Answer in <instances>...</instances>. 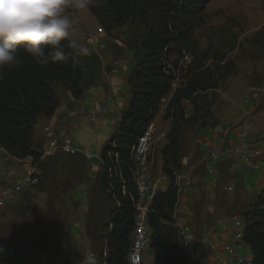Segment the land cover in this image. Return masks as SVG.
Wrapping results in <instances>:
<instances>
[{
	"label": "trees",
	"instance_id": "obj_1",
	"mask_svg": "<svg viewBox=\"0 0 264 264\" xmlns=\"http://www.w3.org/2000/svg\"><path fill=\"white\" fill-rule=\"evenodd\" d=\"M211 1L102 0L99 6L88 8L108 39H117L113 36L116 30L127 29L124 48L114 42L111 47L119 56L132 52L134 61L127 80L129 99L100 152L99 170L90 187V208L83 222L98 264H129L138 201L132 148L153 124L165 99L163 120L169 122V128L166 144L160 150V169L170 185L156 193L146 214L153 264H206L186 244L177 226L176 209L181 191L177 177L189 153L188 135L217 126L212 113L215 92L235 71L228 57L232 50L220 45L202 49L194 37L205 22ZM64 43L68 45L70 40ZM254 43L257 54L253 60H257L264 55V27L257 32ZM66 52L70 54L66 63L41 67L21 46L18 55L22 64L4 68L5 78L0 81V149L14 160H30L38 180L10 204L0 207L12 215L10 222H0V242L11 237L28 239L34 248L28 250L33 260L42 255L39 248L46 250L50 258L62 251L64 199L68 191L87 179L88 162L83 155L42 157L44 138H36L37 121L54 114L63 93L79 100L87 90L101 85L98 54L87 50V55H76L70 47ZM186 54L190 56L187 64L182 63ZM186 104L192 109L190 116L186 115ZM37 194L46 197L40 213L33 207ZM237 213L236 219L244 226L243 242L251 253V264H264V184ZM3 216L0 213V218ZM39 228L42 232L36 233L34 230Z\"/></svg>",
	"mask_w": 264,
	"mask_h": 264
},
{
	"label": "crops",
	"instance_id": "obj_2",
	"mask_svg": "<svg viewBox=\"0 0 264 264\" xmlns=\"http://www.w3.org/2000/svg\"><path fill=\"white\" fill-rule=\"evenodd\" d=\"M95 31L91 32L93 35L88 37L84 44L81 43V39L78 44L98 54L102 64L101 85L90 88L82 99L73 102L70 101L71 96L69 93H63L54 114L48 119H39L35 126L37 139L43 140V127L45 130H52V127L55 130L64 129L72 138L75 149L74 155H92L91 162L87 163V183L92 181L93 176L98 172L102 147L114 133L118 124L122 111L118 110L115 104L121 102L123 106L127 105L129 99L127 80L134 64L132 52L125 51L120 56L114 52V47H111L113 42L118 48H124V45L117 40L105 39L106 49L99 52L97 43L102 41V38L95 37ZM115 60L120 61L118 62L117 71L112 73L109 69ZM163 102L165 103V100ZM91 106L106 108V115L100 117L94 123L84 120L82 114L85 109ZM247 112L243 113L245 117L246 114L248 115ZM191 114L192 109L190 105H187L186 115L190 116ZM230 114H226L223 110L220 117H218L222 120V123L213 129L199 130L191 140L188 156L183 160L182 173L189 174L191 177L187 164L196 153L202 154L199 163H203L205 168L208 151H221L224 154V158L212 166L217 181L215 183L212 182L211 177L206 174V170L205 175L200 180H198L199 178L191 177L196 188L195 195L185 193L184 178L181 177L180 181H178L179 188H182L177 206L178 215L180 216L182 211L191 210L193 212V217L185 218L184 221V226L189 227L194 236V241L188 243V245L196 254L206 253L207 258L205 260H207L208 264H217V260L228 261L225 249L231 244L233 221L239 220L236 219L238 218L236 217L238 216L237 212L259 193L264 184V157L261 156L259 160L260 168L252 171L247 170L238 154L232 151V146L237 142L235 128L248 120L246 118L240 120L242 114L239 117ZM168 124L169 122H167ZM254 132H251L247 138L252 145L259 142L258 133L257 131ZM149 161L152 165L151 155L149 156ZM15 162L20 166L19 161L15 160ZM196 163L194 161V165ZM14 165V161L10 160V157L0 149V190L6 183L13 182V179H7V174L9 168ZM80 191V193H83L84 188H80ZM212 216H215V218L213 219ZM82 226L83 224H81L79 230L71 227L69 237L64 238L61 243V250L70 254L72 264H78L83 259V256L78 259L76 251L77 244L81 241L80 233L84 230ZM75 235L77 236L76 239H74ZM182 235L186 241V235L183 233ZM200 240H203V242L201 243ZM153 257L154 252L146 249L142 256L143 264H151ZM36 260L21 258V260H16L12 264H31V262H36ZM0 261H2L0 263L6 262V257L2 251H0ZM233 263L229 262V264Z\"/></svg>",
	"mask_w": 264,
	"mask_h": 264
},
{
	"label": "rangeland",
	"instance_id": "obj_3",
	"mask_svg": "<svg viewBox=\"0 0 264 264\" xmlns=\"http://www.w3.org/2000/svg\"><path fill=\"white\" fill-rule=\"evenodd\" d=\"M66 11L75 21L72 29V36L69 40H75L79 43L81 39V43L84 44L87 38L93 35L91 32L100 27L99 24L88 9L75 10L69 8ZM262 27H264V0H212L205 11V22L201 27L196 29L194 37L202 49L208 46L216 47L220 45L225 50H232L229 52L228 57L234 63L235 71L220 83L219 89L215 92L216 103L212 108V113L217 121V125L222 123V120L218 117H220L223 110L226 114L231 113L230 115H234L235 117H239V115L242 114L240 120L246 118L252 125L251 132L255 133L254 131H257L259 142H256L257 144L253 146H256L261 152V156L264 157V55L257 60H253L257 54V51H253L255 44L254 39L257 32ZM127 33L128 31L124 27L116 30L113 36L118 39L115 40L122 43L127 37ZM103 39L105 43V39L107 40L108 37L106 36ZM116 61L120 60H115V62ZM182 63L187 64V57H184ZM109 71H112V66H110ZM165 101H167V99H165ZM165 103L163 104L164 106ZM163 105L160 107L159 114L152 124L157 131L163 132L161 134H151L153 144L148 152V157L149 155L152 157L154 178L159 181V191H165L170 185L168 178L162 174L159 168V166H161L160 150L166 144L165 135L169 128V124L167 125V122L163 120ZM187 105L189 104H186V106ZM245 111H248L246 117L243 114ZM213 128L214 127H211L209 129ZM196 134L197 132L195 131L189 133L190 144L192 138H194ZM201 155L200 153H196L187 164L188 170L191 172V177L199 178L198 180L202 179L205 175L204 165L203 163H199L202 157ZM10 160H13L15 163L13 167L9 168L10 171L12 169L21 168L14 159L10 158ZM194 161L197 162L195 165ZM19 171L21 170L19 169ZM36 173L37 172H35V174ZM7 176V179H12L9 178L8 174ZM86 177H88V172L86 173ZM92 182L93 180L89 181V183L85 181L72 191H68L64 199L63 215L61 217L62 221L64 218L66 219L65 231L61 243L64 238L69 237V231L74 222L77 221L83 224L85 221L86 214L89 212L90 208V187ZM82 187L84 188V192L80 193V188ZM31 192L34 193V190H31ZM16 196L17 195H15L13 199ZM13 199L6 200V204H10V200ZM45 200L46 197L44 194H37L36 198L33 200V207L38 213L44 210ZM0 213L4 214V216L0 218L1 223L10 222L12 220V215L6 212L5 208L0 209ZM212 218L214 219L215 216H212ZM212 218L210 219L212 220ZM34 231L40 233L42 229L39 228ZM80 238L81 241L77 244L76 249L78 259H81L87 251H91L90 243L85 236L84 230L81 231ZM8 245H12V247L15 245L17 249L34 250L32 243L25 238L11 237L10 239H5L3 242H0V246H2L3 250L7 249ZM148 249L153 251L150 247ZM39 251L42 252L41 254L48 253L42 248H39ZM248 253L251 259V253ZM241 255H247L244 249L241 251ZM196 256L203 258L206 264H208L207 260H205L207 258L206 253L196 254ZM153 259L154 257L152 258L151 264H153ZM16 260H21V258L18 257ZM0 264H5V262ZM6 264L8 263L6 262Z\"/></svg>",
	"mask_w": 264,
	"mask_h": 264
},
{
	"label": "built area",
	"instance_id": "obj_4",
	"mask_svg": "<svg viewBox=\"0 0 264 264\" xmlns=\"http://www.w3.org/2000/svg\"><path fill=\"white\" fill-rule=\"evenodd\" d=\"M95 37L102 38V41L97 43V50L99 52L106 49V44L103 41V38L106 37L104 30L101 27H98L94 32ZM187 57V63L190 62V58L188 55H184ZM118 62L116 61L112 65V71L116 72L118 69ZM164 101V100H163ZM115 107L118 110L123 109V104L121 102H117ZM107 113L106 108H99L96 106H91L84 110L82 114V118L90 123L96 122L100 117L105 116ZM239 127V128H238ZM44 134V146L42 150V155L45 157H50L55 154H64V155H74L75 149L73 146V141L70 135L64 129L55 130L52 127V130H45L43 127L42 129ZM146 137L150 136L151 134H161L163 131L159 132L157 129L150 125L146 129ZM252 131V125L248 121L242 122L235 128V136L236 140H243V147H236V144L232 146L233 153H237L240 157L243 165L247 170L256 171L260 168L259 160L261 159V152L256 146H253L251 143L248 142V136ZM143 147H146V138L144 143H136V158H139L140 161V154ZM85 159L88 163L92 160V155L85 154ZM231 157V156H230ZM207 163L205 166L206 174L211 177L212 182H216L217 178L214 173L213 165L219 163L223 158L224 154L218 150H210L207 153ZM9 178L13 179L12 183H6V185L0 190V207L6 204V200L13 199L15 195L21 193L24 189L32 187L33 185L30 183V172L29 171H19V169H12L8 171ZM139 175L142 177V186H136L141 194L142 198L145 196V191L149 187L147 186V175L148 173H143L139 171ZM182 178H184V185H185V193H189L190 195L196 194V188L193 183L192 178L188 174L182 173ZM94 179V176H93ZM159 185V181H158ZM11 201V200H10ZM145 211H142L140 207L136 219H134V226H133V238L134 242L136 243V250L135 255H138L139 249L144 247H149L150 245V235H144L142 231V217L144 216ZM193 212L190 210L186 212H181L180 219H181V233L186 235L187 244L194 241V236L191 232L189 227L184 226L185 218H192ZM73 227L76 229L81 228L80 222H74ZM234 234H239V230H235V220L232 224V240L231 244L228 245L225 249L227 260H217V264H229V262H234L235 264H247V260L249 258L248 253V246L243 245L241 248H234L233 246V239ZM77 236H74L76 239ZM202 243L203 240H200ZM245 250L247 255L242 256L241 251ZM6 257V262L8 264H12L13 260H16L18 257L20 258H29V251L23 248L18 249H4L2 251ZM90 255L94 256V252L87 251L83 256V259L78 264H88V258ZM37 262H31V264H72L71 256L67 252L61 251L55 256L54 258H50L46 254H42L37 258ZM5 262V264H6Z\"/></svg>",
	"mask_w": 264,
	"mask_h": 264
},
{
	"label": "clouds",
	"instance_id": "obj_5",
	"mask_svg": "<svg viewBox=\"0 0 264 264\" xmlns=\"http://www.w3.org/2000/svg\"><path fill=\"white\" fill-rule=\"evenodd\" d=\"M101 3L102 0H0V81L5 78L4 68L22 64L18 55L21 46L41 67L66 63L70 58L66 47L76 55H87V49L75 40L64 43L72 36L75 22L66 10H86ZM88 264H97L93 255Z\"/></svg>",
	"mask_w": 264,
	"mask_h": 264
},
{
	"label": "bare ground",
	"instance_id": "obj_6",
	"mask_svg": "<svg viewBox=\"0 0 264 264\" xmlns=\"http://www.w3.org/2000/svg\"><path fill=\"white\" fill-rule=\"evenodd\" d=\"M70 101L73 102L75 100L71 98ZM145 138H146V147L142 148L141 154H140V161H139V158H136V150H135L136 143H144ZM150 141H151V135L146 137V132H145L136 141L134 147L132 148V158L136 165L135 181H136L137 186H142V177L141 175H139V171L143 173H148L147 186L149 188L146 189L145 196L143 198L138 190V201L136 205V214H135V219H136V216H137V213L140 207L142 208V211H145L144 216L142 217V231L144 235H150V232L146 224V214L148 212V208H149V205L152 199L154 198L156 193L159 191L158 181L154 178L152 165L148 161V152H149V149H151ZM236 147H243V140H237ZM42 157H45V155H42ZM19 164L21 166V169H20L21 171L30 172V183L33 186L36 185L38 183V180L35 177L37 174V173L35 174L36 168L32 167L31 161L23 160V161H19ZM181 177H182V174L177 177V184H178V181H180ZM176 215H177V226L181 230V219H180V216L178 215L177 209H176ZM235 230H239V234H234L233 245L236 246L235 248H240V246L243 245V230H244L243 223L240 219L235 221ZM148 248L149 247L140 248L138 255H135L134 251L136 250V243L134 242V238L132 237L131 248H130V252L128 255V263L129 264H143L142 256L145 250ZM94 258L96 259L97 264H98V260L95 255H94ZM247 264H251L250 258H248Z\"/></svg>",
	"mask_w": 264,
	"mask_h": 264
}]
</instances>
